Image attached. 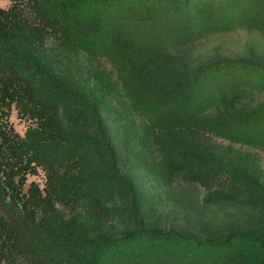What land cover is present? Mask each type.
I'll list each match as a JSON object with an SVG mask.
<instances>
[{
  "label": "trees",
  "instance_id": "16d2710c",
  "mask_svg": "<svg viewBox=\"0 0 264 264\" xmlns=\"http://www.w3.org/2000/svg\"><path fill=\"white\" fill-rule=\"evenodd\" d=\"M10 1L0 264H264V0ZM150 184L232 220L164 224Z\"/></svg>",
  "mask_w": 264,
  "mask_h": 264
},
{
  "label": "rangeland",
  "instance_id": "374dc122",
  "mask_svg": "<svg viewBox=\"0 0 264 264\" xmlns=\"http://www.w3.org/2000/svg\"><path fill=\"white\" fill-rule=\"evenodd\" d=\"M11 3L10 0H0V6H9ZM253 35V34H252ZM257 37V36H256ZM250 39V34L247 32H241L236 34H228L224 36H215L203 45L202 49L208 50H220L226 52H241L247 51L246 41ZM264 43V39H262ZM263 47V45L259 46ZM264 50V48H262ZM11 122L14 124L17 131L21 134H24L26 127L29 124V120L23 117H20L17 113V110H13L10 116ZM138 170H136L137 172ZM139 177V173L136 174ZM36 180L41 186L44 185L46 180V174L44 170H39L36 174L29 175V181ZM149 184V182H148ZM152 191L154 192L157 199H159L160 209L164 212V215L160 218V221L164 224L182 222V223H192L189 220V217L195 218V215L200 216V218L208 223L204 225L203 222L198 223L197 229H201L204 232H211L215 230H220L228 226L232 220L231 212L227 209H217L216 207H203L201 204L196 203L194 210H186L188 206V197H192V193L186 192V188L179 191L174 197L171 195L165 196L163 189L158 185L150 184ZM180 189V188H179ZM163 195V198H160V195ZM192 208V207H190ZM186 210V211H185Z\"/></svg>",
  "mask_w": 264,
  "mask_h": 264
}]
</instances>
